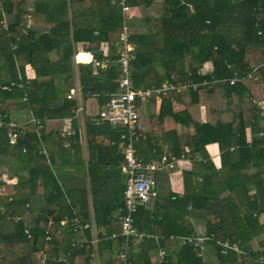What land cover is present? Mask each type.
Masks as SVG:
<instances>
[{
	"label": "trees",
	"instance_id": "1",
	"mask_svg": "<svg viewBox=\"0 0 264 264\" xmlns=\"http://www.w3.org/2000/svg\"><path fill=\"white\" fill-rule=\"evenodd\" d=\"M112 1L0 0V176L8 174L14 181L13 193L0 195V264H90L92 248L79 247L74 226L62 224L65 218H88V213L76 214L87 189L83 196L76 189L63 191L56 167L81 169L92 176L96 221L107 228L98 233L103 237L97 243L98 256L106 246L112 255L122 247L123 238L112 237L113 230L120 233V222L108 220L117 206L105 202L116 201L123 212L127 175L121 185L110 173L125 160L124 129L95 123L87 116L85 163L81 117H75L80 104L84 114L88 99L95 98L101 107L105 94L116 90L120 66L113 43L122 25L120 7ZM185 1L194 5V12L181 0H130L142 13L130 20V36L138 45L132 61L137 86L160 85L173 73L178 75L175 83L212 77L222 81L170 92L158 113L152 112L158 130L139 140L138 160L151 162L167 150L187 156L193 167L185 172L181 194L172 193L165 204L159 197L138 203L134 225L152 236L137 246L136 258L128 259L132 264H152L151 252L162 247L167 252L163 264H264V248L254 251L249 245L264 234L260 221L264 215V133H260L264 131L260 106L264 104V0ZM82 15L93 16L97 24L82 25ZM44 24L49 25L47 30L42 29ZM80 43L94 51L109 45L114 60L96 72L91 63L75 64L74 49ZM233 77L237 80L231 84L228 79ZM77 79L82 97L68 98ZM174 102L183 108L175 110ZM15 111H24L27 120L38 122L33 130H20L17 144L11 145L7 123L21 119ZM67 125L76 133L63 137ZM182 127L193 131L183 133ZM214 143L221 152L219 168L206 148ZM4 182L0 180V186ZM193 218L205 222L214 262L206 261L192 244L180 243L182 237L196 234ZM92 234L87 229L88 239ZM226 241L241 252H223L217 243ZM259 245L264 246V239ZM117 255L108 264H123ZM79 256L82 262L76 261Z\"/></svg>",
	"mask_w": 264,
	"mask_h": 264
},
{
	"label": "built area",
	"instance_id": "2",
	"mask_svg": "<svg viewBox=\"0 0 264 264\" xmlns=\"http://www.w3.org/2000/svg\"><path fill=\"white\" fill-rule=\"evenodd\" d=\"M112 3L118 4L120 7L121 18V34L118 40L113 45L115 46V54L117 55L116 62L120 66V76L115 80L116 90L105 94L106 101L102 104L100 109L91 118L95 123H108L114 128L122 127L124 130L121 133V146L124 151L125 160L122 165L123 173L127 175L126 188L124 191V208L123 212H119L117 220L121 224V235L124 238L123 249L118 253V257L123 261V264H131L128 261L129 247L132 242H142L145 238L148 239L152 235L147 234L144 230H139L134 225V214L137 211L138 203L148 204L152 200L159 197V181L156 177L157 171L162 170H175L177 164L185 159V155L180 157L172 154L169 151H165L160 160L150 163H143L138 160L137 157V144L141 138L145 137L146 126L143 121V112L146 110V103L151 99L156 101H162L163 97L170 92H184L188 90H196L200 86L212 87L214 83L222 80L205 79L198 83L179 82L175 83L173 80L177 79L178 75L172 74L171 80H165L160 85L151 86H137L132 78V61L135 59V52L138 47L137 43L131 39L130 36V20L133 18V7L130 0H113ZM182 5H187L191 12L195 11V7L191 3H187L185 0H181ZM259 34L262 30L258 31ZM81 52H77L75 55L76 63H90L94 62L101 68H106L114 60L113 55H107L101 60H96L91 56L89 62L79 60ZM84 53H88L84 51ZM233 84L237 79L235 77L228 79ZM74 96L82 97L81 91L78 87H72L69 90L68 98ZM260 106L264 110V104L260 103ZM84 106L80 104L75 110V117H79L83 114ZM38 122L36 119H31L28 123ZM9 143L15 145L20 137V130H23L24 124H20L17 121L11 120L7 123ZM26 124V122H25ZM3 125V121L0 120V127ZM76 133L74 128H66L61 132V136L74 135ZM122 211V210H121ZM71 223L74 233H78L81 240L76 239L77 245L82 247L85 245L87 248H92L89 254L90 264H100L99 256L97 253V238L88 239L85 236L87 229L93 226V222L89 220H83L78 216H75L71 220L65 218L62 220V224ZM49 238V237H48ZM173 238V237H172ZM157 240L158 237H157ZM208 236L205 234H191L188 237L181 238V244H192L194 248L200 250L202 256L205 250L206 241ZM76 242L75 240H72ZM217 244L224 247L223 252L229 250H235L241 252L236 244L230 242H218ZM166 250L160 247L153 259L155 264H163L166 261ZM243 253V252H242ZM246 254V253H243ZM262 260V259H260ZM263 264V261L260 262Z\"/></svg>",
	"mask_w": 264,
	"mask_h": 264
},
{
	"label": "crops",
	"instance_id": "3",
	"mask_svg": "<svg viewBox=\"0 0 264 264\" xmlns=\"http://www.w3.org/2000/svg\"><path fill=\"white\" fill-rule=\"evenodd\" d=\"M133 7L134 8H133V13L132 14L134 15V17H136V15H141L142 14V13H140L141 11H139V6H133ZM81 22H82V25H84V26H88V25L89 26H95L97 24L96 18H94L93 16H90V15H82L81 16ZM48 28H49V25L48 24L47 25L44 24L42 26V29H44V30H47ZM112 48H110L109 45L106 46L105 44H102L99 50L94 51L91 48H89V46L87 44L86 45H83L82 43L77 44L75 46V49H74L75 50L74 61H75V55H76L77 52H81L80 55H79V57H78L79 60L84 61V62L90 61L89 57H88V59L82 57V55L85 54L84 51L88 52V54H90L91 56H93L96 60H101L103 57H105L107 55H111V53L114 50V49L112 50ZM90 63L94 67V72L99 71V69L101 68L100 66L96 65L94 62H90ZM75 64H80V63H76L75 62ZM86 64H89V63H86ZM101 69H104V68H101ZM75 87H78L80 89V91H81V87H80V84H79L78 79L76 81ZM86 102H85V105L87 104ZM95 102H96L97 110H96V112H92V113H95L96 114L98 112V110H99L100 104L98 103V101L96 99H95ZM153 103L154 104L152 106L149 105V108H146L145 107L146 110L142 114L143 115V121H144V124L146 126V134L147 133H155L156 134L157 133L156 131L158 130V125L155 123V121L153 119V114L154 113H152V112L158 113L162 101H159L158 102V101L155 100ZM174 107H175V110L178 111V110H181L183 108V105L180 104L179 102H174ZM93 115L94 114H87L86 115V113H84L81 116H79L81 118L83 116V118H84L83 122L80 123V129H81V143L83 144V150H84V154H83L82 157H83V160L85 161V163H88V152H87V136H86V131H85L84 123H85V119L87 118V116L92 117ZM28 121L29 120L25 119L24 123L26 122V124H31V123H28ZM67 128L69 129L70 127L67 125ZM188 130L193 131L192 128L188 129L187 127H182V132L183 133L186 132V131H188ZM260 133H264V131H261ZM251 141H252V133L248 130V142H251ZM165 148L167 149V147H165ZM206 148H207V151H208V154H209L210 158L215 163L216 167L219 168L220 167V163H221V158H220L221 152L219 150L218 144H216V143L210 144V145H207ZM231 149H233V147ZM162 155H163V153H162ZM159 157H160V153H157L154 156V158H156V160H153V161L160 160L161 157L160 158ZM196 159L197 160H200L201 159V156L197 155ZM153 161H151V162H153ZM148 163H150V162H148ZM122 165H123V162H122V164L120 166V169L118 168L116 170H113V175L110 173V176L116 178V182L118 184H121V185L124 183L125 177H126V174L123 173ZM192 167H193V164H192L191 159L186 156L185 159H183L182 161H180L177 164V167H176V169L173 172H169L170 170L169 171L168 170H162L161 172L158 173V174L161 173V176H158L159 192H160L159 193V200L163 204H165L166 200L168 199V197L172 193H180L181 194L183 192V190L185 189V186H184L185 177H186L185 176V172L191 171V168ZM71 168L72 167L68 168V170L71 169ZM79 170H81V169H79ZM105 170H109V169H105ZM78 176L80 177V180L78 181V179H77V181H75L76 184H73V185L69 186L67 188V190H70L71 191L72 189H76V190L80 191L81 196H83L85 194L83 192L84 189H87L86 195L83 196V197L86 196V198L85 199L84 198L82 199V203L80 202V204L78 206V211H76V214L83 213V214L86 215V213H88V218L86 220H89V221L93 222V226L91 227V231L93 233L91 235L92 236L91 239L92 238H97L101 242V240L103 239V237H100L98 235V233L99 232H105L107 230V228L104 225H102L101 227L98 226L97 221H96V217H95L96 216V212H95V208L96 207H95V203L93 202V199H92V196H91V185H90L91 184L90 177H92V176H90V175L88 176V174L86 175V173H84V171L83 172H80V174H78ZM81 176H82V178H81ZM74 177H76V176H74ZM78 182H79V184H77ZM105 189H107V187H105ZM87 196H88V198H87ZM106 198L107 197H105V199ZM85 200H87V202H85ZM106 201L107 202H105V203L111 204V207H116L117 206V208H115V210L113 211V214H112L111 218L109 217L108 220H111L112 219L111 220V223L112 222H119L117 220V215L119 214V205H117L118 203L116 201L113 202L111 200H106ZM88 202H89V204H88ZM108 207H110V206H108ZM191 220L193 221V224H194V227H195V230H196V234L197 233H200V234H205L206 233V226H205V222L203 220H201V219H195V218H193ZM110 228L111 227H109V229ZM120 229H121V227H120ZM113 232H114L112 234V237L113 238H116L118 235H120L123 238V236L121 235V233H118L116 230H113ZM120 232H121V230H120ZM85 236H86V232H85ZM105 236L107 237L108 234H106ZM106 237L104 239H106ZM154 237L156 239L158 237V235H154ZM81 239H82V237H79V240H81ZM123 241H124V238H123ZM140 243L141 242H135V241L132 242V244L129 247V254H128L129 257L131 255V257L133 256V258H136V253L138 252L137 246ZM178 246L176 245V246H174V248L177 250V248H179ZM120 248L118 249L117 252L113 253V255H112V251H110V248L107 247V246L104 247L102 249V253H100V256H99V263L100 264H108L109 260L111 258H113L114 255L118 254L120 252V250L123 249V244H122V247H120ZM195 249L198 250V254H200V250L198 248H195ZM212 250H213V245L206 243L205 250L202 253L203 258L206 259V261H212V262H214V258L212 256V254H213V251ZM99 251H100V247H99ZM155 256H156V251H152L151 252V259H150L151 262L153 261V259H154ZM117 257H118V255H117ZM76 261L82 262L83 261V257H81V256L77 257ZM129 262L131 263L130 260H129ZM152 264H155V263L152 262Z\"/></svg>",
	"mask_w": 264,
	"mask_h": 264
},
{
	"label": "rangeland",
	"instance_id": "4",
	"mask_svg": "<svg viewBox=\"0 0 264 264\" xmlns=\"http://www.w3.org/2000/svg\"><path fill=\"white\" fill-rule=\"evenodd\" d=\"M31 21L29 19L30 24H32ZM19 62H22V61L19 60ZM159 68L161 69L160 66H159ZM86 103H87L86 104V106H87L86 114H95V113H92V112H96V110H97L95 98H90L89 100H87ZM145 107L149 108V103L148 102L146 103ZM13 114L16 115L17 117L21 118L17 122L20 123V124L21 123L24 124L23 125V127H24L23 131H26V130L30 131V130L35 129L34 124H32V123L31 124H25L24 123V121L26 119V117H25L26 114H25L24 111H15V112H13ZM13 120L16 121L17 119L14 118ZM83 120H84V118L82 116V118L80 119L79 122L82 123ZM69 127H71V126L69 125ZM56 168L58 170L55 171V174H56L57 179L59 180V183L61 184V188L63 189V191L67 192V188L69 186H71L73 184H76L75 181H77V179H78V181L80 180V177H79L80 175L78 176V174H80L81 171L79 169L71 168V169L68 170V168H70V167H67V168H64V169L63 168L59 169V167H56ZM74 176H76V177H74ZM81 178H82V176H81ZM2 179L5 182H4V184L2 186H0V193H1L0 195H2V194L3 195L12 194L13 191H14V189H12L14 181L9 178L8 174H4V175L0 176V180H2ZM77 184H79V182ZM40 190H42V188H40ZM87 198H88V196H87ZM88 204H89V202H88ZM260 221L264 222V215H261ZM206 232H207V230H206ZM262 239H264V234L258 236L257 238H254L253 240H251L250 243H249L251 249L254 250V251H258L261 248H264V246H262V245L260 246L259 245V241L262 240Z\"/></svg>",
	"mask_w": 264,
	"mask_h": 264
},
{
	"label": "bare ground",
	"instance_id": "5",
	"mask_svg": "<svg viewBox=\"0 0 264 264\" xmlns=\"http://www.w3.org/2000/svg\"><path fill=\"white\" fill-rule=\"evenodd\" d=\"M88 55V56H87ZM85 58H87L88 59V57H89V59L91 58V55L90 54H88V53H85Z\"/></svg>",
	"mask_w": 264,
	"mask_h": 264
},
{
	"label": "water",
	"instance_id": "6",
	"mask_svg": "<svg viewBox=\"0 0 264 264\" xmlns=\"http://www.w3.org/2000/svg\"><path fill=\"white\" fill-rule=\"evenodd\" d=\"M82 57L85 58L86 57L85 54H83Z\"/></svg>",
	"mask_w": 264,
	"mask_h": 264
}]
</instances>
